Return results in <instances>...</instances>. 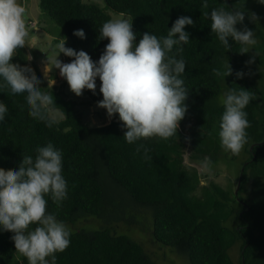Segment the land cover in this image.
<instances>
[{"label": "trees", "instance_id": "trees-1", "mask_svg": "<svg viewBox=\"0 0 264 264\" xmlns=\"http://www.w3.org/2000/svg\"><path fill=\"white\" fill-rule=\"evenodd\" d=\"M103 1L105 9L130 18L137 44L145 32L166 37L181 16L194 21V26L184 29L190 39L177 56L186 62L181 79L189 90L188 110L177 136L129 144L118 114L108 125L88 126L75 102L57 95L54 107L63 119L55 121L48 110L47 119L54 121L49 127L30 116L26 93L12 94L7 87L0 88V102L8 108L0 122V168L18 170L23 155L35 159L36 149L51 143L62 153V175L68 187L66 199L59 204L50 195L45 197L47 212L64 224L76 225L92 217L101 223L100 229L70 232V246L56 253V264H157L139 242L116 233L113 227L117 224L152 229L159 242L190 264H264V4L207 0L208 8L203 9L204 0ZM219 7L245 10L243 24L236 27L254 31L258 41L254 49L240 54L241 45L231 38L230 50L220 43L210 27V12ZM39 8L61 28L69 48L87 52L98 63L108 43L98 39L99 31L111 20L102 7L83 0H39ZM204 11L208 17L202 15ZM249 13H255L258 21H251ZM78 29H83L85 38L73 35ZM65 57L69 62L74 59ZM253 57L254 62L248 64ZM228 62L232 75L213 74V68L223 70ZM12 63L30 66L22 49ZM237 72H243V77L238 79ZM96 81L95 94L87 90L94 102L103 99L98 77ZM240 87L254 93L255 99L244 109L250 123L247 143L239 155H232L223 150L219 138L224 112L221 98L230 88ZM243 156L237 194L214 182L202 186L200 175L189 166L204 163L206 158L216 164ZM199 189L201 196L196 195ZM12 235L0 230V264H28L16 252ZM235 245L240 248L238 262L231 255Z\"/></svg>", "mask_w": 264, "mask_h": 264}, {"label": "clouds", "instance_id": "clouds-1", "mask_svg": "<svg viewBox=\"0 0 264 264\" xmlns=\"http://www.w3.org/2000/svg\"><path fill=\"white\" fill-rule=\"evenodd\" d=\"M264 4V0H258ZM208 8L207 0L202 4ZM26 9L19 0H0V88L7 87L12 94L26 93L29 114L34 119L45 121L51 127L53 120L47 119L49 106L55 103L53 94L42 91L41 79L30 66L12 63L18 49L26 46L29 35ZM203 16L209 13L204 11ZM249 19L258 21L255 13ZM211 30L222 45L230 50L229 38L241 45L240 54H246L258 43L253 30L244 27L245 10L214 8L210 12ZM194 26L187 16L177 18L167 36L158 38L145 32L139 43L133 31L132 21L126 18L106 21L99 31V40L107 39L98 63L93 62L83 50L65 47L63 38L57 45L58 55L43 68L48 79L52 70L58 69L69 89L77 97L85 89L96 92V79L100 80L99 91L103 99L97 106L107 112L109 121L119 115L122 127L126 129L123 138L129 144L140 139L160 138L168 140L177 136L180 121L188 107L189 90L181 79L186 62L182 55L183 45L189 42V33L184 29ZM73 35L83 39V29ZM176 47L175 53L173 48ZM63 53L74 59L69 63L58 57ZM32 57L30 56L31 60ZM255 57L247 63L251 64ZM213 74L225 78L232 75L229 62L224 69H212ZM243 72H237L242 78ZM55 81L52 79L51 87ZM254 93L244 88H230L221 98L224 112L221 117L219 138L223 150L239 155L247 143L250 123L244 111ZM8 108L0 102V122H3ZM190 142V138H185ZM148 149H145L147 153ZM35 159L23 155L18 170L0 168V230L11 232L15 250L27 259L28 264H56V253L64 252L70 246V229L56 216L47 212L46 196L59 204L67 197V181L62 175V153L51 143L36 149ZM210 161H204L208 168ZM31 225H37L30 230ZM51 258V259H49Z\"/></svg>", "mask_w": 264, "mask_h": 264}, {"label": "rangeland", "instance_id": "rangeland-1", "mask_svg": "<svg viewBox=\"0 0 264 264\" xmlns=\"http://www.w3.org/2000/svg\"><path fill=\"white\" fill-rule=\"evenodd\" d=\"M19 2L26 9L25 20L29 31V35L26 40V46L22 48V50L27 56L28 60L30 59V56L32 57V59L29 60V64L35 71L37 77L41 79L40 87L44 88L42 91L47 92L48 94H53V99L54 96L57 97V95H60L67 101L69 100L75 102L77 111L80 114V118L88 126L101 127L108 125L113 120L115 115L111 118V121H109L106 110L97 106L98 101L94 102L91 100L87 93V89H85L83 91V95L79 97L72 93L69 89L67 81L59 75L58 69L54 68L52 72L49 73V77L51 78L49 80L48 87V79L44 80L40 74L43 72V68L45 66L42 67L41 71L38 68L39 60H37L36 57L40 59H46L47 62L49 61L51 64V62L58 55L57 45L63 38H65L64 33L52 19L47 17L40 10L39 0H19ZM83 2L85 4H95L99 7H102L106 14L111 17V20L126 18L130 21V18L125 14L114 13L108 9H105L103 0H83ZM35 28L40 29V32L43 34V40L39 38ZM69 45L70 42L66 38L65 47H68ZM58 58L64 63H69L63 53H60ZM52 79L55 81V83L51 87ZM97 89L98 83L96 81V90ZM48 110L50 112L49 115L54 118L55 121H60L63 119V113L59 110H56L54 104L49 106ZM225 160L226 159H223V161L220 160L216 164H210L208 168H205L204 163H201L200 161H196L195 164L191 163L189 166L192 171H196L200 175L202 186H206L211 182H214L220 187V189L227 190L231 188L235 191L237 189L235 183H239V169L241 164L244 162L245 157H240L235 161ZM196 195H202L200 189L197 191ZM65 225L70 229V232H75L82 229H100L101 223L96 217H92L87 220H80L76 225ZM113 228L116 233L129 236L130 238L139 242L144 248L145 252H147L157 264H190L188 259H186L184 256L177 254L171 247H167V245L159 242L152 229L151 231L147 229L144 231L138 227H128L121 224H117ZM231 255L233 256L234 261L238 262V259L240 258L239 245H235L233 247Z\"/></svg>", "mask_w": 264, "mask_h": 264}, {"label": "crops", "instance_id": "crops-1", "mask_svg": "<svg viewBox=\"0 0 264 264\" xmlns=\"http://www.w3.org/2000/svg\"><path fill=\"white\" fill-rule=\"evenodd\" d=\"M35 31L38 33L39 38L43 40V39H44V38H43V34L40 32V29H39V28H35ZM35 41H36V40H35ZM55 41H56V40H55ZM32 47H33V46H32ZM36 58H37V60H39V61H38V65H39L38 68L42 71V67H44L48 62H47L46 59H42V58L40 59V58H38V57H36ZM39 72H40V71H39ZM40 74H41L42 78H44V80H47V78L44 77L43 72H41Z\"/></svg>", "mask_w": 264, "mask_h": 264}, {"label": "water", "instance_id": "water-1", "mask_svg": "<svg viewBox=\"0 0 264 264\" xmlns=\"http://www.w3.org/2000/svg\"><path fill=\"white\" fill-rule=\"evenodd\" d=\"M240 180H241V179H240ZM240 185H241V181H239L238 186H237V189L235 190V193H236V194L238 193V189H240Z\"/></svg>", "mask_w": 264, "mask_h": 264}]
</instances>
